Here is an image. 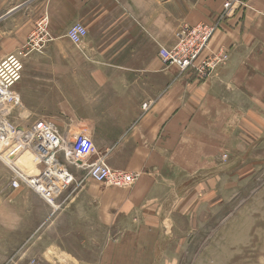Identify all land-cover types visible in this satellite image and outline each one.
<instances>
[{
	"label": "crops",
	"instance_id": "1",
	"mask_svg": "<svg viewBox=\"0 0 264 264\" xmlns=\"http://www.w3.org/2000/svg\"><path fill=\"white\" fill-rule=\"evenodd\" d=\"M224 1L0 0V60L43 16L51 37L24 60L13 86L9 119L18 132L43 119L63 137L83 133L110 168L136 176L128 187L98 190L89 177L82 189L56 194L85 230L97 221L96 230L115 232L82 241L100 248L96 264H197L201 255L187 256L188 236L202 228L210 231L211 264H264V218L246 217L245 207L239 217L234 206L236 151L264 134L251 123L264 121V0H236L223 13ZM198 22L217 23L210 48L228 54L207 78L158 55L181 25ZM73 24L87 31L79 43L67 36ZM30 150L19 161L26 168ZM69 170L72 185L80 183ZM14 177L0 158L2 258L11 232L27 229V201L42 200L22 184L13 188Z\"/></svg>",
	"mask_w": 264,
	"mask_h": 264
},
{
	"label": "built area",
	"instance_id": "2",
	"mask_svg": "<svg viewBox=\"0 0 264 264\" xmlns=\"http://www.w3.org/2000/svg\"><path fill=\"white\" fill-rule=\"evenodd\" d=\"M235 1L225 0L223 13ZM216 29L217 23L181 25L175 33L174 43L170 47L159 49V58L166 64L176 66L180 72L191 70L200 78H207L228 58L224 50L214 51L210 48ZM86 33L83 25L73 24L69 27L67 36L73 43H79ZM50 40L47 18L43 16L36 21L34 29L23 44L0 60V153L10 143L25 137V144H29L40 164H43L37 174L17 173L12 186L17 187L20 181H25L38 195L52 202L60 186L73 181V175L59 159L60 153L65 159H71L78 167L87 170L88 176L97 183L120 188L130 186L136 176L110 168L104 157L97 155L95 146L87 135L79 133L63 137L57 133L53 124L43 119L36 120L20 133L9 119L11 109L17 104L13 86L21 79L25 58L31 53L43 52Z\"/></svg>",
	"mask_w": 264,
	"mask_h": 264
},
{
	"label": "rangeland",
	"instance_id": "3",
	"mask_svg": "<svg viewBox=\"0 0 264 264\" xmlns=\"http://www.w3.org/2000/svg\"><path fill=\"white\" fill-rule=\"evenodd\" d=\"M176 31L174 32V41ZM33 54L35 53H31L27 57ZM263 74L264 72L259 79L262 83ZM251 123L261 127L264 125L262 119H256V121L251 120ZM262 129L264 128L262 127ZM252 137L256 139L255 142H252L251 149L236 151L237 156L235 157L234 174L237 176V181L235 183L236 196L234 206L235 210L240 212L239 217H242L243 213L241 208L245 207L247 209L245 216L255 219L260 213L262 218H264V150H261L260 145L264 141V134H252ZM24 139L22 137L21 139L15 140L13 143L6 146L4 151L0 153V158L10 166L15 177L17 173H24L27 175L37 174L43 168V164H40L39 158L35 153L31 159V168H33V170L26 168L23 163L21 164V162H19L21 160L20 158L31 149L29 148V144H25L27 142H25ZM60 155L61 153L59 156ZM63 165L73 176V171L71 172L69 169L74 168V173L78 178L76 179L80 182L72 185L73 179L71 183L60 186L58 192H63V196H65L67 191L82 189L81 186H83L84 183L81 182V180H86L89 176L87 170L78 167L71 159H66ZM91 181L94 182L92 179ZM21 184L25 186L24 189L27 190V192L35 193L36 196L42 198L43 201L40 200L42 204L39 201H27L24 210L27 229L24 231L11 232L10 253L6 254L5 250L4 257L2 258V256H0V264H96L95 260L100 248L93 245H82V241L88 239V242H92L95 239L105 236L115 237V232L109 230L108 226V230H96L94 227H97L100 223L97 221H95L96 224L91 225L92 229L85 230L83 217L81 215H75L72 211L70 212L67 209L65 198L62 200L63 206L61 207V205L59 206L55 203L56 194L53 201L50 202L33 191L25 181H20L19 186ZM93 184H95V187L91 188V190H98L99 186L114 188V186L102 183ZM57 206L59 209H57ZM202 222H205L206 226L209 227V216H204ZM0 234H2V232H0ZM209 234V228H202V230L196 231L195 234L191 233L188 236L187 256L189 257L193 254L201 255L202 261L197 264H211ZM194 239L198 241L197 245H195V242L191 243ZM174 249L175 248H172L173 251ZM1 250L0 247V251ZM187 264L190 263L187 262Z\"/></svg>",
	"mask_w": 264,
	"mask_h": 264
},
{
	"label": "bare ground",
	"instance_id": "4",
	"mask_svg": "<svg viewBox=\"0 0 264 264\" xmlns=\"http://www.w3.org/2000/svg\"><path fill=\"white\" fill-rule=\"evenodd\" d=\"M31 148V147H30ZM31 152H30V154H27V157L25 158L26 159V165H28V168L30 169V170H33V168H31V159L33 158V155H34V150L32 151V150H30ZM28 163V164H27ZM30 164V165H29Z\"/></svg>",
	"mask_w": 264,
	"mask_h": 264
}]
</instances>
